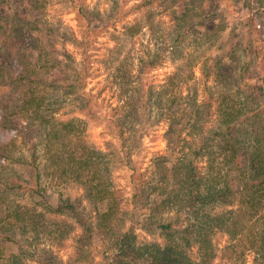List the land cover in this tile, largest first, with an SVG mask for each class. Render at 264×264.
I'll return each instance as SVG.
<instances>
[{"label": "rangeland", "instance_id": "374dc122", "mask_svg": "<svg viewBox=\"0 0 264 264\" xmlns=\"http://www.w3.org/2000/svg\"><path fill=\"white\" fill-rule=\"evenodd\" d=\"M147 1L0 0L2 25L16 21L31 32L26 49L0 50V107L4 108L0 118V198L35 205L46 218L64 217L72 223L70 234L60 243L47 239L41 227L12 228L7 233L14 234L13 240L0 244V264H7L11 255L20 252L28 264H109L112 256L108 246L113 239L102 238L95 230L88 245L80 247L81 230L70 215L52 213L28 191L6 189L9 182L29 188L36 174L31 162H42L43 129L16 114L22 101L17 96L20 89L39 96L42 108L45 104L55 108L52 103L59 102L57 118L82 119L87 142L111 153V179L122 193L121 208L126 211L124 226L129 224V215L124 213L146 212L136 211L132 204L129 168L134 167L145 180L152 176L158 156L169 150L166 131L171 120L159 108L165 103L160 99L164 88L177 95V128L193 118L188 113L191 108L200 106L195 115L210 126L206 138L218 130L222 113L233 103L244 114L257 110L254 116L246 115L245 127L236 125L232 131H237L234 136L239 146L249 147L247 141L251 140L253 150L264 152V0H152L141 5ZM186 7L190 10L181 17ZM28 51L32 53L30 62ZM19 54L27 58L20 59ZM27 74L33 83L16 79ZM127 98L135 108L134 117L124 121L139 128L135 137L119 134L115 124ZM191 130L186 126L180 137H188L196 146L198 136H188ZM123 145L130 148L129 162L121 157ZM198 165L201 168L205 163L200 159ZM39 182L44 190V178ZM230 182L241 184L239 178L230 177ZM47 191L52 205L61 196L77 204L79 211L91 213L82 189L73 182L53 181ZM135 233L140 242L159 238L138 226ZM212 241L219 256L229 236L215 231ZM191 252L196 256L195 246ZM244 260L255 264V253L247 252ZM214 263L229 264L219 257Z\"/></svg>", "mask_w": 264, "mask_h": 264}, {"label": "trees", "instance_id": "16d2710c", "mask_svg": "<svg viewBox=\"0 0 264 264\" xmlns=\"http://www.w3.org/2000/svg\"><path fill=\"white\" fill-rule=\"evenodd\" d=\"M182 10L181 17H184L190 9ZM181 20L179 18L177 22L181 23ZM30 33V29L17 25L16 21L8 26L0 22V50L15 52L18 48L26 49ZM28 52L30 62L32 53ZM19 57L27 58L22 54ZM16 79L26 84L34 82L29 74ZM22 91L18 90L17 96L22 101L16 114L20 120L23 117L30 119L43 129L42 162H31L36 174L29 188L19 182H9L6 189L10 192L28 191L31 197L35 195L40 199L39 204L45 209L65 217L70 215L81 230L78 246L88 245L87 239L96 230L102 238L113 239L108 246L112 253L109 264H215L217 257L229 264H246L244 259L249 251L255 253V264H264V152L253 150L255 143L251 140L247 141L249 147L239 146L234 136L237 131H232L236 125L245 127L248 117L257 114L256 109L244 114L238 110L240 106L233 103L228 112L222 113L224 119L216 124L218 130L206 138L210 126L205 118L195 115L200 106L191 108L188 113L193 118L177 128L174 121L178 113L174 103L177 95L164 88L160 99L165 103L159 108L161 115L171 120L166 131L169 150L158 156L152 176L145 180L134 167L129 168L132 204L136 211L145 209L146 212L142 215L138 212L124 213V216L129 215V224L124 226L126 222L122 215L126 211L121 208L122 193L111 179V153L87 142L82 119L57 118L55 112L60 107L59 102L52 103L57 105L55 108L50 104L42 108L39 96ZM129 100L127 98L120 106L115 124L119 134L128 133L135 137L139 128L124 121L127 117H134L135 108ZM3 111L4 108L0 107V118ZM186 126L192 128L188 136L197 134L196 146H192L188 137H180ZM254 141L257 142L258 138ZM119 151L124 161L129 162L130 148L123 145ZM240 151L245 152L240 154ZM200 159L205 163L201 168L198 165ZM237 174L241 184L234 186L230 177L238 179ZM42 177L44 190L39 182ZM53 181L78 185L91 207V213L79 211L77 204L61 196L56 205H52L47 190ZM1 191L7 197V191ZM30 226L35 230L43 228L47 239L60 243L70 234L68 230L72 223L64 217L46 218L45 212L37 210L35 205L0 198V244L13 240L14 234L7 233L12 228L29 229ZM136 226L155 232L158 240L138 241ZM215 231H224L229 236V242L219 256L212 241ZM193 246L196 247V256L191 252ZM22 255L23 252L11 255L7 264H28Z\"/></svg>", "mask_w": 264, "mask_h": 264}]
</instances>
